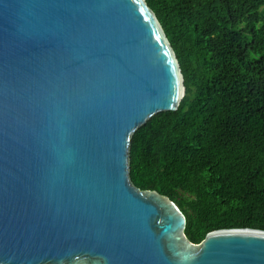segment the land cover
<instances>
[{"label": "water", "instance_id": "1", "mask_svg": "<svg viewBox=\"0 0 264 264\" xmlns=\"http://www.w3.org/2000/svg\"><path fill=\"white\" fill-rule=\"evenodd\" d=\"M184 96L146 0H0V264H264V230L194 244L130 180L133 133Z\"/></svg>", "mask_w": 264, "mask_h": 264}, {"label": "trees", "instance_id": "2", "mask_svg": "<svg viewBox=\"0 0 264 264\" xmlns=\"http://www.w3.org/2000/svg\"><path fill=\"white\" fill-rule=\"evenodd\" d=\"M146 1L185 96L133 133L131 182L175 202L194 244L217 230H264V0Z\"/></svg>", "mask_w": 264, "mask_h": 264}]
</instances>
